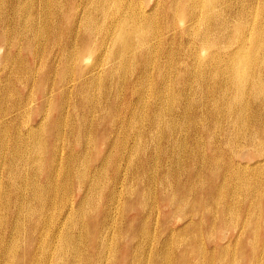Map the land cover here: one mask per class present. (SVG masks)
<instances>
[{
  "label": "bare ground",
  "instance_id": "bare-ground-1",
  "mask_svg": "<svg viewBox=\"0 0 264 264\" xmlns=\"http://www.w3.org/2000/svg\"><path fill=\"white\" fill-rule=\"evenodd\" d=\"M77 1L64 0L63 6L60 0H52V2L50 0H38L37 3H34V0H32V3L31 0H0V103H3L2 101L9 96L8 93L10 91L13 97L12 102H7L8 104L11 103L9 113L0 112V142L7 141L6 144L0 145V153L3 152L7 159L0 158V191L1 186L4 188L5 184V182L4 184L2 182V174L5 177L9 171L20 174L22 169L28 165L27 161L22 157L18 142H23L27 138L31 142L35 128L40 130L42 129L41 126L46 124L44 116H38L32 119L30 123L27 122L28 120L24 122L21 120L22 115L20 113V108L29 110L37 104L35 101H32L30 96L43 71L50 70L51 74L55 75V77L50 79L52 81L50 91L47 89L46 84L44 85L45 79L41 82L44 91L48 93L45 97L42 95V108H47L44 103H52L51 100L55 96V86L59 90L60 98L63 95H67L68 98L73 95L76 101L72 102L74 103L72 111L70 107L66 110H61L63 118L74 119L72 123L73 127L76 126L83 129L84 125L82 126L80 123V114L82 113L80 109L84 107L91 110L93 107L101 109L98 122L103 121L104 118L110 119L109 124L106 126L109 125L111 134L106 139L107 143L111 141L115 147L123 142L122 137L124 135H128L127 137H129L131 134L130 128L133 126L134 121L139 120L138 125L141 122L142 131L132 137L135 145L130 147L131 153L128 158H126L124 153L121 155L113 153V148L99 152L95 149V158L90 163L88 169L91 178L87 180L82 173L76 176L78 184H80L78 185L79 190L81 191V187L85 188L81 192L82 197L75 200H73V196L68 195L66 197L68 199L69 210L61 209L60 213H62L56 220L59 223L54 226L52 224L45 227V232L50 235L45 242H37L38 236L36 234L28 246L24 240L20 239V255L11 256L10 249L13 238L9 240V237H6L9 231L7 227H3L6 226L4 223L2 228H0V231H5L0 233V264H27L28 262L29 264H94L89 259L95 257L97 259L95 261H103L106 258V264H110V260H113L112 264H172L173 261H176V264H206V258L211 260L210 264H221L215 261L216 249L226 248V255L221 257L225 261L229 255L234 257L236 252L240 254L236 245L241 247L242 243L244 244L242 249L243 256L241 257L246 260V264H264V249L259 252V249L264 248V219H262L264 216V160H257L252 166L243 165L239 159L240 151L238 148L248 145L253 150L252 154L254 156H263L264 158V150L262 149L264 148V49L262 50L260 47L261 41H256L251 46V37L254 34L258 35L260 29L264 26V21L261 18L258 19V15L255 13L250 23L244 24L238 15L234 16L229 12V9L234 7L232 5L235 1L233 0H179L180 5L182 1L185 2V7L186 2L195 6L193 10L190 9L187 21L182 22L183 25L179 27V31L187 34L190 39L188 43L194 48V50L188 49V54L186 50L177 53L182 59L186 58L191 61V64L182 65L184 66V70L182 69L181 72L183 71L184 75L191 76L189 80L190 84L195 80L205 83L210 97L208 99V102H210L209 112L212 118L210 126L213 129L208 132L206 128L201 127V137L198 139L194 136L190 139L188 137L190 140L188 145L187 143H181V135H175V130H178V128L180 132L181 125L175 121L170 122V125H168V122L163 123L166 112L174 114L170 112L169 106H166L167 102H146L142 100L143 96H140L142 102H136V104L131 102V98L135 94L134 85L138 87L143 81L141 80L142 76L140 77L138 73L144 74L147 80L151 79L154 71L157 86L160 89L167 85L169 78L172 76H170L167 72L168 70L166 71L165 68L170 66V62L172 63L170 60L172 59L173 48L168 46L170 44L168 40L164 42V38L161 37L163 36L162 29L165 28L164 24L163 27L158 26L153 14L161 6L160 9L167 15V12L170 11V5L168 6L163 0H156V4L152 3L147 10L143 8L144 6L138 7L137 4L135 5L134 0H79L80 4L76 6ZM146 6H149V3ZM255 7L257 8V6ZM186 10L184 9L183 13ZM177 12L179 14L180 7ZM69 17H71V20ZM117 26L119 27L117 28ZM117 31H119V34L128 35V37L143 36L144 39L138 43H135L133 39L126 40L124 37H120V40H118L116 36ZM165 31L175 32V29L168 26ZM55 32L57 36L52 38V33ZM57 38L63 39L59 45H57ZM162 40L165 46L161 44ZM48 41L50 45L47 50V48L45 49V45ZM23 44H26L27 47L24 48ZM88 44H90L89 52L87 50L85 52L84 48ZM155 44L158 46L162 45L159 52H161L165 59L152 66L155 56H150V53H153L151 48ZM241 50L243 51L242 53ZM92 51L96 60H93L91 64L86 66V69L91 67V75L86 77L83 74L86 72V69L80 71L77 68L93 56ZM177 52L180 51L177 50ZM56 53L62 55L65 60L63 66L59 68L62 78H58L56 67L51 62L52 56ZM87 53H90V55ZM45 55H48V57L45 58ZM240 55L243 58H238ZM169 57L171 58L170 60ZM104 58H108L109 61L105 60L107 63H103L101 59ZM128 58L138 61L135 67L134 65L131 67V69L133 68L131 71H128ZM98 59L99 62H97ZM76 62L79 64L77 67H75ZM236 62H240V65L238 63L233 66ZM102 64H108L106 72H103L102 67L104 66L100 67ZM182 64H184L183 61ZM20 65L27 73L22 81L20 76H18ZM41 68H43L42 71H40ZM173 68H175L174 65ZM198 68H200L198 74L193 72L194 69ZM75 70L79 71L77 74L81 73V76H84L83 80H79V83H77V80L73 81L74 77H72L66 81L67 75H74ZM178 72L180 71L176 73ZM227 72L229 76L225 75ZM101 73H105L106 77L103 74L102 76L108 79V82L114 76L119 77V85L121 80L122 83H125V81L129 82L131 86L130 91L124 96L127 99L125 100L126 103L119 102L123 98L120 93L116 94L114 102L112 100V102H108L109 98H107L106 102L100 103L92 100L94 94H92L91 87L93 89V86L99 82L98 80L102 77ZM2 78L6 81L3 84L1 82ZM173 80L175 79L173 78ZM185 80L188 79L185 78ZM193 83L192 85H194ZM145 85H148V82ZM102 88L105 91L107 90L104 93L106 97H109L112 90L111 85L103 86ZM118 88L121 89L120 86ZM165 90H167L166 87ZM66 103L70 104V102ZM193 103L195 104V102ZM138 104L147 107L148 112L146 111V114L142 110V113L136 112L135 107L139 106ZM111 106H113L116 113L112 111L110 114H107L106 111ZM20 122L23 125H19ZM33 122L36 123L31 125ZM102 125L103 123L101 122L99 128ZM204 135L205 139L202 138ZM60 136H62L61 133ZM59 139L60 137L50 143H57ZM140 139L143 140L142 145H140ZM194 140L199 141L195 143ZM37 141L38 139H36ZM126 143L125 141L123 146ZM128 147L127 143L125 149ZM197 147L199 150L196 153L194 149ZM52 150L54 154L56 153L55 160L63 162L66 159V148L64 146L58 147L55 144ZM152 151L155 152V157L157 152L166 153L167 167L164 166L163 170L181 172V176L176 180L175 184H183L180 187L177 185L179 188H185L184 184L189 185V191L186 195L189 198L188 207L190 209L197 210L198 206L195 204L194 199L201 197L199 209L203 206L208 207L203 212V216H207L208 222L212 217L215 227L219 224L223 229H226L231 223L235 225L233 228V232L235 233L234 239L230 238L223 245L216 244L210 257L206 256L202 259L201 252L199 257H194V254H190L188 250V252L182 251L186 247V242L189 243L187 244L188 248L193 250V248L197 247L196 244L199 243V238H201L200 242L206 238L204 235L197 238L195 235L191 239L183 237L182 241L176 246L177 249L172 251L174 249L175 229L171 232L170 240L165 242V237L161 236L160 239L158 237L159 228L157 224L152 234L149 233V228L147 227L145 231L142 230L139 233L131 232V237L128 235L123 236V238L119 237L116 245L120 246L121 254L115 258L111 257L113 252L112 244L115 241L112 229H114V232L119 231V227L123 224V217L127 218L122 213L123 203L133 196L135 190L132 187L140 183H146L148 177H139L136 173L144 170L146 172L148 164L152 160V156H149L151 153L149 152ZM34 152L33 146L29 144L27 154H34ZM135 153L142 155V158L136 162L134 159ZM23 154H26V152ZM223 154L224 157L226 155V161H219L216 156H222ZM104 157L105 159L108 157L113 161V174L110 178L101 175V178L105 180H103L104 184L101 187L105 186L107 194L101 207L100 217L96 221H91V218H84L83 211L84 207L86 208L87 204L90 203L88 201H93L92 198L95 196V192L100 188V184H98L99 179L94 180L97 177L99 178V175L103 173L102 167L104 165H102V161ZM125 161L128 164V171L122 168V163ZM70 162L71 166H73L72 159ZM184 162H187V164L189 162L190 165H182ZM35 163L37 165L38 161L36 160ZM132 166H134V170L131 173L136 174L137 177H134L132 181L130 179L131 186L127 187L126 183L129 180L128 175ZM157 171L158 169L155 165L149 176V180L153 181L152 184H156ZM208 172H212L213 175H207ZM258 174L261 175L262 180L257 184H251V177H255ZM182 177L186 180V183L184 182L185 180L181 179ZM164 181L166 180L163 178L160 183L163 188L166 187L163 186ZM52 183H54V179H52ZM65 183L66 181L62 185H65ZM175 184H172L174 188ZM207 185L216 188L213 197L209 200L204 198V191ZM14 187L19 188L15 182ZM155 187L153 186L154 189L146 187L139 189V193L132 201L134 209L141 208L142 210L149 211V203L152 204L150 205V211L155 212V217L160 216L161 209L158 208L156 210V206L154 205L157 201V196L161 198L162 203L167 199V202L173 205L172 209L174 206L187 205L188 199L184 194H181L182 192H171V195L168 197L161 190L160 194L156 195ZM100 190L103 192V189ZM250 192H258L259 196H255V199L246 205V196ZM101 195L102 193L98 194L97 200H94L95 203L91 201L92 206L93 204L99 205L102 202ZM228 199L230 202H228ZM235 201L238 203V206L233 208L230 206V203ZM216 206L221 210L220 213L216 211ZM75 210L77 213V216L74 218L76 226H74V231L71 235L65 236V224L67 221H70V216ZM252 212L257 218V222L253 226L252 224L248 225V219ZM205 213L210 215H206ZM184 214L185 212L182 213V216ZM2 215H5L7 218V213L0 210V217ZM29 217L34 216L29 215ZM147 217L149 219H146V221L149 223L150 219H152L151 214H148ZM234 219L237 220L236 224ZM87 222H90V225L94 224L89 230L94 239L91 248L88 247L86 238L84 239L83 235ZM192 222L191 218L186 219V226H189ZM170 223L165 215L163 224H166L168 227L171 225ZM17 224V222H14L10 229L13 230ZM204 227L208 228V225L203 224L202 228ZM98 229L104 230L101 236L97 235ZM248 230H253V235L257 236L256 242L244 241V235ZM212 231L213 227L211 226L210 233ZM217 232L216 230L214 234H208V239L212 240ZM4 237H6L5 241H3ZM259 237L260 240L258 241ZM226 239L224 237L221 240L225 241ZM125 245L128 247V252L135 255L134 262L133 259L129 262L127 256L124 255L123 249ZM205 249L206 246L204 245V251ZM54 251H58V254L60 253L57 259L53 257Z\"/></svg>",
  "mask_w": 264,
  "mask_h": 264
},
{
  "label": "rangeland",
  "instance_id": "rangeland-1",
  "mask_svg": "<svg viewBox=\"0 0 264 264\" xmlns=\"http://www.w3.org/2000/svg\"><path fill=\"white\" fill-rule=\"evenodd\" d=\"M37 1L38 0H34V3H37ZM50 1L52 2V0H50ZM134 1H135V5L137 4L138 7L144 6L143 7L144 9L149 8L152 3L156 4V0H134ZM164 1L168 6L170 5V11L167 12V15L165 13H163L162 10L160 9L161 6L157 10H155L153 14L156 17V18L154 17V19L156 21V24H158V26L163 27V24H164L165 28L162 29L163 36H161V37L164 38V42L166 40H168V42L170 43L168 46L173 48V51H172L173 53L171 56L172 59L169 57V60L171 59L170 61H172V63L170 62V64H169L170 66H168V68H165L166 71L168 70L167 72L170 74V76L171 75L172 76L169 78L167 85H165V87L167 89V90H165V87L164 88L161 87V89H160V87L157 86V81H156V78L154 75V73H155L154 71H153L154 76L152 75L151 79L149 78L150 80L149 79L146 80L144 74L138 73V75L140 77L142 76L141 80H143V81H142V84L138 85V87H136V85H134V87H135L134 88L135 89L134 90V92H135L134 96L135 97L133 96L131 98V102H134L133 104H136V102H142L141 101L142 96H143L142 100H144L146 102H154V101H157V103L167 102L166 106H169V109H171L170 112L171 113L173 112L174 114H170L169 112H166L165 120L163 121V123L168 122V125H170V122L172 123V121H175L177 124L181 125L182 127H181L180 132L178 131L179 130V128H178V130H175V135L176 136L181 135L180 136L181 143H187L189 145V143H190L189 139L190 138H192L193 136L197 139L201 137L200 136L201 127L206 128L208 130V132L213 130L212 126H210L211 122H212V118H211L210 112H209L210 102H208L209 101L208 99L210 97H209V92H207V88L205 86V83H202L201 81H198V80L193 81L194 83L192 82L194 85H192V83L191 84L189 83L191 76L190 75H184L183 71L181 72V70L184 67L182 65H185L187 63L191 64V61H190V59H186V58L182 59V57L179 56V54H177V53H181L183 50L184 51L185 50L187 51L188 49L194 50L193 46L189 45V43H188L190 41L189 37L187 36V34L185 32L179 31V29H180L179 27H181V25H183L182 22L187 21V19H188L187 15H189L190 9L193 10V8L195 6L186 2V7H185V2L182 1L181 5H180L179 0H163V2ZM228 1H231V0H228ZM233 1H235V3L232 5L234 7L230 8L229 12L234 16L238 15L239 19L241 21H243L244 24L250 23L251 19L255 16V13L258 15V19L261 18L264 21V0H233ZM31 3H32V0H31ZM60 3L64 6V0H60ZM148 3H149V6H146ZM79 4H80V1L78 0L76 3V6H78ZM255 6H257V8ZM176 7H177V9H175ZM179 7H180V12L178 14L177 10ZM184 9H187V10H186V12L183 13ZM69 19L71 20V17H69ZM119 26H117V28ZM168 26L171 27L172 29H175V32L165 31L166 32L165 33L164 30L167 29ZM55 36H57V33L56 32L52 33V38ZM116 36H117L118 40H120V37H124V39H126V40H132L133 39L135 43H138L139 41L144 39L143 36L128 37V35L119 34V31H117ZM258 37H260L259 38L260 40L258 39ZM62 41H63V39L57 38V45H59ZM256 41H261L260 47L263 50L264 49V26L260 29L258 35L254 34L251 37V46H253ZM164 42L162 40L161 44L165 46ZM184 42H185V45H184ZM88 43H89V41H88ZM161 44L159 46L155 44L154 47L151 48L153 53H150V56L151 55L155 56L152 66H155L157 63H159L160 61H163L165 59L162 56L161 52H159L161 49V46H162ZM176 44H177V46H176ZM49 45H50L49 41L46 42L45 49L47 48V50H48ZM89 46H90V44L85 46V48H84L85 52H86V50L89 52ZM23 47L26 48L27 45L23 44ZM133 49H134V47H133ZM177 50L180 52H177ZM242 52L243 51L241 50V53ZM186 53L188 54V51ZM87 54L90 55V53H87ZM173 54H175V55H173ZM48 55H49V53H48ZM48 55H45V58H47ZM92 55L93 56H91V58H89L87 60V62L82 63L80 66H78L79 64L76 62L75 67L78 66L77 70L84 71L86 69L87 65L91 64L93 60H96L93 51H92ZM130 55H132V54H130ZM98 58H99V53H98ZM132 58H134V57H132ZM132 58H128V62H129L127 65L129 67L128 71L133 70V68L131 69V67H133V65L135 67L136 63L138 62L137 60L132 59ZM238 58H243V57H242V55H240V56H238ZM58 59H59V61H58ZM101 60L103 63H107L106 61H109L108 58H104ZM200 60H201V57H200ZM64 61L65 60L63 59V56L58 55L57 53L54 54L51 58V62L56 67V74H58V78H62V73H61V71H59V68H61L63 66ZM155 61H157V62H155ZM182 61L184 64H182ZM97 62H99V59L97 60ZM131 63H132V65H131ZM238 63L240 65V62H236L233 66H235ZM173 65L175 68H173ZM102 66H104V67H102ZM106 66L108 67V64H105V65L102 64L100 66V67H102L103 72H106V70H107ZM19 68L20 69H18L19 70L18 76H20V79L22 81L26 77L27 73L25 72V70L22 68L21 65ZM42 70H43V68H41L40 71H42ZM90 70H91V67L89 69H86V72L83 74H85L86 77H88L89 75H91ZM177 71H180V72L176 73ZM199 71H200V68L193 70V72H196V74H198ZM78 72L79 71H76L74 75H72V74L67 75L66 81H68L70 78L74 77L73 81H75V79H76L77 83H79V80H83L84 76H81V73L77 74ZM102 74H103V76H105L104 75L105 73H101V76H102ZM225 75L229 76L228 72ZM22 76H23V78H22ZM103 76L100 78V80H98L99 82L96 83V85H94L96 88L93 86V89H92V87H91V90L93 91L92 94H94L92 96V100H95L97 103H100V102H106L107 98H109L108 102H112V101L114 102L116 94L120 93L121 97H123V98H121L119 102L126 103L125 100H127V99L124 96H126V93L128 91H130L131 86L129 85V82L125 81V83L124 82L122 83V80H121L120 81L121 83L119 85V77L114 76V77L110 78V80L108 82V79H105L106 76L105 77H103ZM52 77H55V75H52L50 70L43 71L40 74L39 81L37 82L36 86H34V88H33V92L31 93L32 97L29 95L30 98L32 99V101H35V103H37V104L35 106H33L32 109H29V110L20 108V113L22 115L21 120L24 122H26L28 120L27 122L30 123L32 119H34L38 116H40V117L44 116L45 117L44 120H46V122H45L46 124H43L41 126L42 129L38 130L35 128V133H34V135H32L31 142L28 141V138L23 140V142L17 141L19 144V148L21 150L22 157H23V159H25L27 161L28 165L22 169V172L20 174L16 173V172L11 173L9 171L7 173V176L9 178V182H8L7 176L5 177V175L2 174V176H3L2 182H3V184L5 182V184H4V188H2V186H1V191H0V210L3 212L5 211L7 213V218L5 217V215H2L0 217V228H2L3 224L5 223L6 226H3V227H7L8 231H9L8 236H6V237H9V240L11 238H13V242L11 244V249H10L11 256L20 255V251H21L20 250V239L24 240L25 244L28 246L36 234L38 236L37 242H39V241L45 242V240L48 239L50 236L49 234H47L45 232V229H46L45 227L52 225V224L54 226V225H57L59 223V222H56V220L58 219V217L62 213V212L60 213L61 209L62 210H64V209L69 210L68 199H66V197L68 195L73 196V200L79 199V197H82L81 192L85 188L81 187L80 188L81 191L79 190L78 185H80V184H78V179L76 176H78V174L82 173L87 180H89V178H91V176L88 173V169H89L90 163L95 158V149L97 152H99V151L108 150V149L113 148V153H118L120 155L122 153H124L126 155V158H128L129 154L131 153L130 147L135 145L134 139L132 137L135 134H139L142 131L141 122H140V125H138L139 120L134 121L133 126H131V128H130L131 134L129 135V137H127L128 135H124L122 137L123 142L118 144L115 147L111 141L109 143H107V139H106L107 136H109L111 134V131H109V125L106 126L107 124H109L110 119L104 118V120L101 121L103 123V125L99 128V125L101 124V122H98V117H99V113H100L101 109L93 108V107L91 110H88L84 107L80 109L82 112L80 114V123L82 124V126L84 125V128L82 129V128H79L76 126L73 127L72 123H73L74 119L73 118L72 119L63 118L62 112H61V110H66L69 107H70V110L72 111V109L74 107V103H72V102L76 101L75 98H73V95L70 96V98H68L67 95H63L60 98L59 90L55 86V96H54V99L51 100L52 103H44V105L47 108H42V103H43L42 95L45 97V95L48 93H47V91H44L43 86L41 85V82L45 79L46 82H44V85L46 84L47 89L50 91V89L52 88V81H50V79ZM102 78L104 79L103 81H102ZM173 78L175 80H173ZM185 78L188 80H185ZM111 79H113V80H111ZM183 81H185V82H183ZM1 82L3 84L6 81L4 80V78H2ZM147 82H148V85H145V84H147ZM117 84L121 87V89L118 88L119 86ZM175 84H177V85H175ZM108 85H111L112 90L110 91L111 93H110L109 97L108 96L106 97V95L104 93L105 90H103L104 88H102V87L103 86L105 87ZM172 87H173V89H172ZM182 88H184V89H182ZM86 89H89V88H86ZM226 89H228V88H226ZM229 89L231 90V88H229ZM98 92H100V93H98ZM105 92H107V90ZM175 92H177V93L174 94ZM103 93H104V96L102 97ZM137 93H139V94H137ZM8 94L10 97L7 96L2 101L3 103H0V112L4 111L7 114L9 113L10 108H11V103L8 104L7 102H12V99H13V97L11 96V91ZM153 94H154V97H153ZM177 94H178V96H177ZM164 95H165V97H164ZM174 96H175V98H174ZM105 97H106V99H105ZM67 98L69 101L67 100ZM150 98H151V100H150ZM145 99H147V100H145ZM174 101H175V103H174ZM196 101H198L199 103ZM66 102H70V104L66 103ZM115 102H117V101L115 100ZM193 102H195V104ZM5 103H7L8 106L5 105ZM138 105H139V106H137L138 108L135 107L136 112H138V113L143 112L144 114H146L148 112L147 107L142 106L141 104H138ZM21 107H22V105H21ZM140 107H142L144 109H142ZM175 108H176V110H175ZM77 109H78V107H77ZM173 109L175 112L173 111ZM141 110H142V112H141ZM188 110H189V112H188ZM112 111L116 113L113 106H111L106 111V113L110 114ZM185 112H187V113H185ZM248 112L250 113L249 109H248ZM86 115H87V117H86ZM173 115H175V116H173ZM201 115H202V117H201ZM85 117H86V120H85ZM166 117H168V118H166ZM209 118H210V120H209ZM35 123L36 122L31 123V125H34ZM183 124H184V126H183ZM19 125H23V123L20 122ZM105 126H106V128H105ZM46 132H47V134H46ZM60 133L62 134V136H60ZM58 137H60V139H59L60 142L58 141L59 143L58 142L57 143L56 142L50 143ZM188 137H189V139H188ZM202 138L205 139V135ZM36 139H38L37 142H36ZM125 141L129 145V147L127 149H125V146L127 145V143L125 146H123ZM140 141L142 142V143L140 142V145H142L143 140L140 139ZM194 141H195V143H198L199 140H194ZM6 142L5 141L0 142V145L6 144ZM29 144L33 146L34 151H35L34 154H27V149L29 147ZM55 144H57L58 147L64 146L66 148V159L63 162H60V160H58V161L55 160L56 159V153L54 154V152L52 150ZM238 148L240 151L239 152V159L243 165L247 164L249 166H252L257 160H260V161L264 160L263 156H258V157L254 156L252 154L253 150H251V147L248 145H246L245 147L241 146ZM262 149L264 150V148H262ZM197 150H199L198 147L194 149V151L196 153H197ZM25 152H26V154H23ZM149 153H151V155H149V156L150 157L152 156V160L149 162V164H148L149 166L147 167L146 172L144 170V171H139V173H136L139 177H143V176L144 177L146 176V178L148 177L147 181H146L147 184L146 183H140V184L135 183L138 185L137 186L135 185L132 187V189L135 190L133 196L126 201V202H128V204H126V202L123 203L122 213H124L127 216V218L123 217V224L119 227V231L114 232V229H112V233L115 235V241L112 244L113 252L111 254V257L115 258L117 255L121 254L120 246L116 245V241L119 239V237L123 238V236H125V235H128L129 237H131V235H132L131 232L139 233L142 230L145 231V229L147 227L149 228V233L152 234V233H154V230L156 229V224L159 228L158 237H159V239L161 236L165 237V242L170 240L171 232H172V230L175 229V231H174V235H175L174 237L175 238H174V242H173L174 249L172 251L177 249L176 246L178 245V243L180 241H182L183 237H187V238L191 239L195 235H196V238L202 237V235H204L206 238L203 239L202 242H200L201 238H199V243L196 244L197 247L193 248V250H190L188 248V246H187V244H189L188 242L185 243L186 247H184L182 249V251L188 250L190 254L193 253L194 257H199L200 252H201L202 253V256H201L202 259H204L206 256L210 257V254L215 249L216 244H218V245L222 244L223 245L224 243L226 244V241L229 240L230 238L234 239L235 233L233 232V228L235 225H233L231 223L226 227V229H223L222 226H220L219 224L217 225V227H215L213 225V221H212L211 216H210L211 218H210L209 222L207 220V216L206 217L203 216V212H205V210L208 207L203 206L201 209H199V207L201 206L200 205L201 197L194 199L195 204L198 206L197 210H193V209H190L188 207L189 198L186 195V193L189 191L188 190L189 185L184 184L185 188H179L180 185L182 186L183 184L178 185V184H175V182L181 176L180 175L181 172L175 171V170L174 171L173 170L167 171L166 169L163 170V168L167 167L166 153L157 152L156 157H155V152L152 151ZM220 156L221 155L216 156L219 159V161H221V160L226 161V155L224 157V154H223L221 156V158H220ZM0 158H4L5 160H7L5 158V155L3 154V152L0 153ZM141 158H142L141 154L137 155L135 153V155H134L135 162L139 161ZM71 159H72V165L73 166H71V162H70ZM36 160L38 161L37 165L35 163ZM112 162L113 161L111 159H109L108 157H107V159H105V157H104L103 161H102V165H104L102 167L103 173L99 175V178L97 177L94 180V181H96L97 179H99L98 184H100V188L95 192V196L92 199H93V201L95 199L97 200L96 197L98 196V194L102 193V195L100 196L102 199V202L99 205L93 204V206H92V203H91L92 200H91V201H88L90 203L87 204V206H89V207H87V206H86V208L84 207V211H83L84 218H91V221H94V220L96 221L100 217L101 210H102L101 207L104 204L103 201L105 200V196L107 194L105 186L101 187V185L104 184L103 182L105 181L103 178H101V175L106 176L107 178L108 177L110 178L112 176V174H113L112 173V166H113ZM155 165H156L158 171L156 173V176H157V179L155 181L156 184L154 183L155 184L154 185V184H152L153 181H151V179L149 180V176L151 175V171H153V167ZM182 165L188 166V165H190V163L188 162V164H187V162H184V163H182ZM127 166H128V164L126 163V161L122 163V168L124 170H127ZM132 170H134V166H132L130 168L129 175H128L129 180L126 183L127 187H130L132 179L134 177H137L136 174L131 173ZM147 172H149V173H147ZM207 175L210 176V175H213V173L208 172ZM163 178L166 180V181H164V185H163V186H166L165 187L166 190H165V188L161 187V184H160L161 180ZM52 179H54V183H52ZM130 179H131V181H130ZM181 179L183 181L185 180V179H183V177ZM261 180H262V177H261V175L258 174L255 177H251L250 183L251 184H257ZM64 181H66V183H65V185H62V183ZM14 182L16 183V185L19 188L14 187ZM184 182L186 183V180ZM165 183H166V185H165ZM167 184H168V186H167ZM172 184L173 185L175 184V188L172 186ZM177 185L179 187H177ZM153 186H156L155 187L156 195L160 194L161 190H163L164 193H166L165 196H168V197H169V195H171V192H174V193H176V191L179 193L182 192L181 194H184V196L188 199L187 205H185V206H174V208L172 209L173 205L168 203L167 199H166V201H163V203H162L161 198L159 196H157V201L154 203V205L156 206V210H158V208L161 209L160 210V216L155 217V212L150 211V209H151L150 205H152V204H149V203H148L149 211L142 210L141 208L134 209L132 201H133L134 197L139 193V189H143L145 187L149 188V189H154ZM157 186H158V188H157ZM186 187H187V189H186ZM100 189H103V192H101ZM184 190H186V191H184ZM215 190H216L215 187H212L211 185H207L206 189L204 191V198L206 200L211 199V197H213V193ZM255 196H259V193L258 192H250V194L246 196V201H245L246 205L249 204L250 201H253L255 199ZM95 201L93 203H95ZM228 202H230L229 199H228ZM89 204L91 205V207ZM155 206H154V208H155ZM230 206L233 208H236L238 206V203L235 201L233 203H230ZM215 209H216V211H218V213H220L221 210L218 209V206H216ZM183 212H185V214H184V216L186 215L185 217L182 216ZM253 212L251 213V215L249 216V219H248V225L252 224V226L254 225L255 222H257V218L255 217ZM148 214L149 215L151 214V217H152V219H150L149 223H148V221H146V219H149L147 217ZM29 215L34 216V217H29ZM165 215L167 216L168 220L171 222L170 223L171 225L168 227L166 224H163V221H165ZM206 215H210V214H206ZM75 216H77L76 210L70 216V221H67L65 224V228H64V235L65 236L71 235L72 232L74 231V226H76V224L74 222ZM153 218H154V220H153ZM188 218H191L193 220V222L191 224H189V226H186L187 225L186 219H188ZM262 219H264V216L262 217ZM14 222H17L18 224L13 230H11L10 227L14 224ZM234 222L236 224L237 220L234 219ZM203 224H207L208 228H206V227L202 228ZM240 224H242V222H240ZM93 225L94 224L90 225V222L89 223L87 222L85 224V227H84L85 231L83 233L84 239L86 238L88 247H90V248L92 247V243H93L94 239H93V236L89 230L92 228ZM211 226L213 227V231L211 233L214 234V232L216 230L218 231L217 234L212 238V240L208 239V237H207L208 234L209 235L211 234L210 233ZM252 231L253 230H250V231L248 230L245 233V235H244V241L245 242L247 240H249L251 243L256 242L257 236L253 235ZM3 232H5V231L4 230L0 231V233H3ZM103 232H104V230L98 229L97 235L101 236L103 234ZM6 237L3 238V241H5ZM224 237H226L227 239L225 241H222L221 239ZM259 240H260V237H259L258 241ZM243 244L244 243H242L241 247L236 245V248L240 252V254L238 252H236L234 257L232 255H229L228 259H226L225 261H223L221 259V257L226 255V252H227L226 248H224V249L217 248L215 251L216 263L220 262L221 264H246L245 263L246 260L241 257V256H243V252H242ZM204 245L206 246L205 251H204ZM232 245H234V243H232ZM263 249L264 248L259 249V252ZM64 251H66V250H64ZM123 251L125 253L124 255L127 256V258L129 259V262L132 259L134 262L135 255L128 252L127 245L124 246ZM54 254H53L54 259H57L60 256V253L58 254V251H54ZM43 257H44V254H43ZM95 259H96V257L90 258L89 260L92 263L94 262V264H99V263L106 264L107 263L106 258H104L103 261L102 260L101 261L100 260L95 261ZM206 261H208V262H206ZM210 261H211L210 259L206 258L205 263L210 264ZM112 262H113V260H110V264H112ZM175 262L173 261L172 264H176ZM83 263H85V261H83ZM8 264H10V263H8ZM27 264H29V262Z\"/></svg>",
  "mask_w": 264,
  "mask_h": 264
}]
</instances>
